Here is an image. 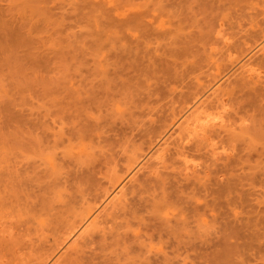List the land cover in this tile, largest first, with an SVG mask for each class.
Masks as SVG:
<instances>
[{"label": "rangeland", "instance_id": "obj_1", "mask_svg": "<svg viewBox=\"0 0 264 264\" xmlns=\"http://www.w3.org/2000/svg\"><path fill=\"white\" fill-rule=\"evenodd\" d=\"M263 38L264 0H0V264H46L196 93ZM258 56L255 76L233 74L218 97L225 127L209 122L205 139L183 124L189 142L143 171L113 222L60 264H264Z\"/></svg>", "mask_w": 264, "mask_h": 264}, {"label": "bare ground", "instance_id": "obj_2", "mask_svg": "<svg viewBox=\"0 0 264 264\" xmlns=\"http://www.w3.org/2000/svg\"><path fill=\"white\" fill-rule=\"evenodd\" d=\"M220 29H222V28H220ZM221 34L223 35V32L219 33L220 36H222ZM231 34L232 33H229V35H231ZM229 35H228V37H229ZM224 37L225 36H223V38ZM218 38H220V37H218ZM221 40L222 39H220L219 42ZM225 41H228V40L225 39L224 42ZM255 43H257V42H255ZM222 46H224V45H222ZM224 49H226V48H224ZM226 51H227V49H226ZM247 52H248V54H246V56H244L242 58L240 57L239 59L237 58L236 60L234 59L235 61L234 60H233L234 62L232 61L233 63H231L232 64V65H230L231 67L230 68H227L228 71H225L224 70L225 72H221V74L217 78L215 77L216 80H214V81L212 80L213 82L210 83V85L207 86V88H205V90L201 93V95H199L198 93H196L197 96H198L196 98L197 100H194V102L192 100V102H193L192 105L189 106L187 109H185L184 113H182V115L179 116L180 117L179 119L178 118L175 119L177 121L174 122V124L168 129V131L166 133L164 132L165 133L164 135H162L161 137L159 136L160 139L155 144H153L152 147L148 148L149 149L148 152L146 150L145 151L146 153H143V155H140L142 157L141 158L138 157V159H137L138 161L137 160H134V162L136 161V163H134L135 165L132 166V169L131 170L128 169V171L125 174L126 176L124 175V177H123L124 179L122 177H120L122 179H119L120 181L118 180L119 182L116 183V185H114L115 183H112L114 185V187L113 186H110V187H113V188H111V190H110V188H109V190L106 189L108 191H107V193L105 192L106 195L104 196L105 199L102 200L103 202H101V203L99 202V205L96 204L97 206L94 207L93 210H91V212H89L86 216L84 215L85 217L82 219V221L81 222H78L79 224L81 223L80 225L77 224L75 227L71 228V231L68 234V236L67 237H64L65 239L63 240V243H61L59 245V248H57L58 251H55L56 253L55 254L53 253L54 254L53 256L47 257L49 259L46 260V262H47L46 264H60L61 263V260L64 259L65 256L70 255L72 252L73 253L74 252L76 253V251L80 252L79 251L80 249H83L84 250V248H82V247L86 244V242L91 237L90 235H91L92 231L93 232L94 231H98V230H95V229H99L98 227L100 225H102V224L105 225V224H107L109 222V220H112L111 218L108 217L109 215H112V214H110V211L117 209V207L119 208L120 204H123L129 198L128 197V196H130V195H128L129 194V188L132 190V187H130V186H132V185L134 186L133 183L135 182V184H136V181H139L138 179H141V178H138V177L140 175H142L143 173H145L143 171H146V169H151V168H153L155 170L157 169L156 171H158V169H161V166H163L165 164L167 158L169 157V154H172L171 152L173 151V149H176L175 147L180 146V145L183 147V142H185L184 140H187L188 138L184 139V137H186V136H184V137L182 136L181 137L179 135V133H180L179 130L181 131L182 126L188 125V124L189 125L193 124V126H186L185 127V128H187V127L190 128L191 127L190 129L187 128V129H189V131L193 130V128H199L200 127V130L199 129H196V130L194 129L195 132L193 134H191L192 131L190 133L187 132L186 133L187 137H188V133L191 134V135H197V136L203 135L201 137H204L209 132V129L213 128L211 126H215L214 128H216V126L219 125V126H217L218 129H220V127H222V128L225 127V125L227 124V118L226 117L227 116H230V115H227V114H229V112L228 113H224V109L223 108H225L226 106L224 105L225 106L224 107L223 105H220L221 102L218 103L219 102L218 100H220L218 97L220 95H222L220 93L224 92L223 89H226V86H228V85H225V84L227 82H229V79H231V77L233 76V74H235V73L238 72V74H236V75H240L239 73L241 71V72H243V74H246L247 72L248 73L250 72L249 74H253V76H255V74H256V73H254L255 68H253V67H255L254 66V65H256L255 63L260 60L256 56H258V54L260 52L261 53L264 52V38L262 39V41L260 43L258 42V45H255V47L253 46V49L252 48L248 49ZM258 57H261V56H258ZM240 76H242V75H240ZM256 76L257 77L259 76L260 79H263V77L261 76L260 73H257ZM260 79H258V80H260ZM223 95H225V94H223ZM222 103H223V101H222ZM213 104L216 105L215 106L216 109H213V108H215ZM219 106L220 107L223 106V108H222L223 111H222L221 108H220L221 110L218 108ZM218 109H219V111L218 112H214L215 114L214 113L213 114L211 113L214 110L217 111ZM211 110H213V111H211ZM220 111H222V112H220ZM196 113H198V114L196 115ZM193 115H196L197 117L196 118H193V117H195ZM203 117H205V118L203 119ZM192 118L195 119V120H197V121H195L196 123L194 122V120H192ZM206 118L208 120H205ZM181 120H182V123L181 122L179 123V121H181ZM201 120L203 122H206V121L207 122L203 124V123H201ZM229 120L232 121V118H230ZM209 122H211L212 125L210 127H207V126L210 125ZM235 122H237V121H235ZM235 122H233V123H235ZM194 123L196 124V126H195ZM199 123L200 124H203L204 126L202 127V125H200ZM229 124H232V123H229ZM169 126L170 125H168V127ZM234 126H235V124H234ZM203 129H205V130L208 129V131L204 134L205 130H203ZM197 130H199L198 133H196ZM164 131H165V129H164ZM211 131H212V129H211ZM213 131L218 132L217 129H215ZM216 132H215V134L218 135V133H216ZM199 133H203V134L199 135ZM191 135H189V139L193 138V137H191ZM219 136H221V133H219ZM159 137H155L154 139L159 138ZM205 137H206L205 139H207L208 136H205ZM193 140H196V139L194 138ZM187 141L189 142V140H187ZM177 144H179V145H177ZM215 146H217V145H215ZM212 148H214V149H211V150H213L215 152H217V150H219L218 146L217 147H213L212 146ZM189 150H187V151H189ZM211 150H209V151H211ZM174 151L176 152V150H174ZM224 151H226V150H224ZM182 153L186 154V151L185 152H182ZM182 153H180V154H182ZM184 154H182V155H184ZM182 155H181V157H184L183 162H185L184 163V166L186 167V169L188 170V172H189V170H190V173L191 172L194 173V172L201 171V168H199L200 167V164H195V163H200L199 161H196L195 163L190 162V161H195V160H192V159H188L187 160L186 158H188V155H184V156H182ZM212 156L214 157V154ZM217 156H221V154L219 155L217 153ZM190 157H192V156H190ZM195 157H197V159H198L199 156H195ZM213 157L211 159H213ZM223 158H226V157H223ZM223 158L220 159V160H223ZM217 160H219V159H217ZM202 169H204V168H202ZM202 172H205V171H202ZM198 174H200V173H198ZM99 200H100V198L98 199V201ZM95 203H97V201ZM121 206H123V205H121ZM118 210L119 209H117V211ZM113 213H115V212L113 211ZM111 222H113V220ZM8 228H10V226ZM63 261H65V260H63Z\"/></svg>", "mask_w": 264, "mask_h": 264}]
</instances>
